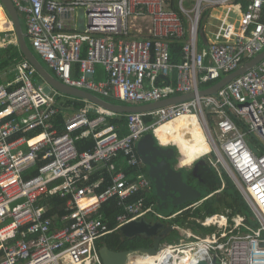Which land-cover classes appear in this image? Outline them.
I'll use <instances>...</instances> for the list:
<instances>
[{
  "label": "built area",
  "instance_id": "built-area-1",
  "mask_svg": "<svg viewBox=\"0 0 264 264\" xmlns=\"http://www.w3.org/2000/svg\"><path fill=\"white\" fill-rule=\"evenodd\" d=\"M11 2L33 51L62 83L125 105L154 104L190 93L196 97L126 114L124 136H119L118 126L107 123L114 114L104 110L94 118L87 110L75 111L59 133L58 96L43 92L27 60L18 62L14 81L0 84V264H102L96 242L106 235L141 218L169 223L197 208L201 201L160 217L146 200L151 184L136 147L152 134L160 146H175L180 152L177 143L163 144L156 132L166 123L193 116L210 150L182 167L205 159L222 183L230 179L257 228L243 215L231 218L229 211L202 219L188 216L186 222L197 225H172L187 239L159 248L149 257L151 264H184L187 259L188 264H264V58L215 96H198L201 85L217 83L264 52V0H178L177 11L169 0ZM218 10L224 14L215 18ZM206 13L219 21L211 35L200 28ZM173 41L182 43V60L175 65L170 62ZM8 44L0 39V47ZM76 64L80 76L74 78ZM96 66L104 69L105 80L94 79ZM172 71L174 86L157 84ZM87 137L93 138L94 148L78 153L76 142ZM118 159L126 168L116 164ZM39 162L37 175L27 176ZM56 196H70L60 226L49 215ZM112 199L119 213L111 229L99 212ZM209 228L213 230L200 233Z\"/></svg>",
  "mask_w": 264,
  "mask_h": 264
},
{
  "label": "water",
  "instance_id": "water-1",
  "mask_svg": "<svg viewBox=\"0 0 264 264\" xmlns=\"http://www.w3.org/2000/svg\"><path fill=\"white\" fill-rule=\"evenodd\" d=\"M2 9L7 14L9 22L12 26V32L16 39V45L19 48L23 58L27 60L36 70L37 75L43 82V92L45 94L54 93L58 99L63 96L74 100L84 101L89 103L94 108H90L94 112L104 110L114 115H126L130 113H145L156 109H160L169 105H174L189 101L196 97V94L190 93L186 95L176 96L168 100H163L154 104L148 105H125L113 104L89 92L70 87L56 77H54L35 56L27 44V35L22 28L19 15L13 6L11 0H0ZM78 15H82V10H79ZM83 20L79 19V31H83ZM202 40L206 43L203 35L200 34ZM264 58V52L252 59L250 62L241 66L237 71L223 77L211 87L200 90L199 97L215 96L216 93L231 82L233 79L245 74L247 70L254 67ZM65 102V101H62ZM137 153L140 161L148 169V177L156 189V200L158 208L166 209L170 206H181L186 203L197 201L201 196L200 193L183 182L182 175L179 171L173 169L169 163L172 160L174 151L164 149L160 146L155 137L151 134L143 136L137 143ZM173 231L172 225H167L162 220H154L153 223L146 221V218H141L137 221H132L123 225L119 232L127 238L142 237L152 242L151 247L141 248L136 251L116 252L108 249L106 244H102L98 249V254L102 264H123V258L134 252H146L149 255H155L159 249L161 241ZM198 264H210L208 261L201 260Z\"/></svg>",
  "mask_w": 264,
  "mask_h": 264
},
{
  "label": "trees",
  "instance_id": "trees-1",
  "mask_svg": "<svg viewBox=\"0 0 264 264\" xmlns=\"http://www.w3.org/2000/svg\"><path fill=\"white\" fill-rule=\"evenodd\" d=\"M177 1L178 0H169L170 7L175 11H177V6H176ZM6 16H7V14H6ZM1 22L4 24L5 19L4 20L1 19L0 24H1ZM22 28L25 31L23 26H22ZM200 28H202V24L200 25ZM0 36H4V35L1 34ZM26 41L28 44L29 40L27 39ZM28 46L30 47L29 44H28ZM181 46H182V43L180 41H173L170 43V62L174 65L180 63L182 60L181 51H180ZM84 55H85V53L82 54V57ZM22 59H23V56H22L21 52L19 51V48L17 45L9 44V45H5L3 48H0V75H1V73L8 71L9 69L14 70V67ZM41 63L49 72L51 71V70H49V68L47 66H45V63L42 60H41ZM51 72H52L51 74L54 77H56L55 73L53 71H51ZM13 73H14V71H13ZM79 76H80L79 65L76 64L73 67V77L76 78ZM11 78H12V76H11ZM37 78H39L38 75H37ZM162 81H164V82H162ZM175 81H176V75H175V72L172 71L168 77H166L164 79L160 78L157 84L161 85V86H174ZM1 83H2V81L0 78V84ZM214 83L215 82L203 84V85H201V89H207V88L211 87L212 85H214ZM104 100H106L110 103H113V104H123L121 101L114 100V99H104ZM59 101H60V99H59ZM66 103L69 107H71L73 109L74 112L85 110L86 105H88V103H86L84 101H79V100H67ZM87 114L90 118H94L97 116V114L93 111H91V112L88 111ZM63 115L64 114H63V111L61 109L59 115L57 116V121H56V128L58 129L59 133H62L63 129H64L63 125H64L65 120H64ZM107 123L118 126L119 136H124L127 134L126 115L109 116V117H107ZM175 128H173V126L168 125V126L164 127L163 129H165L166 131L170 130V132L172 134H169V133L168 134L171 136V135H177ZM81 133L82 132L80 130L76 133V135H80ZM34 135H35V133H31L30 137H32ZM94 146H95V142H94L92 137L82 138L76 142V147H77L78 153L90 151L94 148ZM40 165H42V162H39L37 164V166L34 169L30 170V172L27 173L26 175L27 176L37 175V167H39ZM192 167H194V169L197 172L194 171V169ZM202 167L205 168L206 171L208 168L211 170L208 173L206 171L203 174L201 173L200 179L197 180L198 181L197 182L198 187L203 188L205 194L202 195L197 201L192 202V203H197L201 199L207 198L211 194L213 195L215 192L220 191L221 187H222V182H221L220 178L217 176L215 171L211 168V166L207 163V161L205 159H200V160L196 161L190 167L191 169L188 171H192L193 173L194 172L200 173ZM189 178H190V176H189ZM97 179H98V177H93L92 181H96ZM224 185H225V187L222 189L221 192H219L218 194H215V195L211 196L210 198L206 199L194 210L186 212L184 217L181 216V217L173 219L171 221V224L181 226L182 225V219L184 221H186V217H188V216L192 217L194 219L204 218V217L211 216V215L217 214L219 212H222V211H224V209L230 210L231 213L229 216L231 218H235L236 216L242 215V214H245V216H246V212L249 209L247 208V204L241 198V195L239 194L238 190L235 188L233 183L228 178L225 179ZM104 187H105V185L101 187V190L104 189ZM69 198H70V196H67L64 198L56 196V197L52 198V200L50 202L51 205H53V208L49 212V215H54L56 217V222H57L58 226H60L59 219L63 215L66 214L65 207H66V203L69 200ZM150 198H151L150 199L151 202L157 204L156 195L153 194V196H151ZM135 199H136V197L131 199V201H134ZM192 203H186V204H183L181 206H174V207L177 208L178 211H181L182 209L186 208L187 206H189ZM178 211H176V212H178ZM117 213H119V207H117L116 201L114 199H112L103 205V208H102L101 212H99V215H102L103 220L106 221L109 224V227L112 229L115 226V223L113 222V220H114L113 216L116 215ZM172 214H174V213H172ZM192 224H194V222H192ZM138 243H143L145 246L144 247H138L137 246ZM102 244H106L108 249L111 251L122 252V251H129V250L136 251L139 248L140 249L141 248L147 249V248L151 247L152 242L149 240H146L142 237H135V238L129 240V239L123 237L120 233L113 232V233L106 235L105 237H103L102 239H100L99 241L96 242L97 249H99Z\"/></svg>",
  "mask_w": 264,
  "mask_h": 264
},
{
  "label": "rangeland",
  "instance_id": "rangeland-1",
  "mask_svg": "<svg viewBox=\"0 0 264 264\" xmlns=\"http://www.w3.org/2000/svg\"><path fill=\"white\" fill-rule=\"evenodd\" d=\"M184 7L187 10H192V4L190 2H185ZM3 13H4L6 19L9 21V18L6 16L5 12H3ZM221 14L223 15L224 12L221 11V10H218V11L213 13V16L216 18V17L220 16ZM231 17H232V15H231ZM201 24L203 26L201 29H203V31H205L208 35H211V32H213L215 27L219 25V21L216 20V19L213 20L211 18V14L206 13L204 15V17L202 18V23ZM22 26L25 29V25L23 23H22ZM2 29H3V27H2ZM4 34H5V36L0 37V39L4 38L6 40V42H10V44H15L16 45V39H15L14 33L12 31H6V32L3 33V35ZM28 44L30 45V49L32 50V52L40 60L39 56L33 51L32 47H31V43L29 41H28ZM0 48H2V47H0ZM40 62H41V60H40ZM13 71H12V69H9L8 72L1 73L2 80H4V81L8 80L9 77H10L9 72L12 73ZM50 73H52V72L50 71ZM36 79H37V81L40 80L39 78H36ZM67 98L68 97L63 96L62 98H60V101H64ZM71 110H73V109H71ZM173 128H175V127L173 126ZM175 130H176L177 137L181 136L180 128L176 127ZM156 133H157L158 138L161 140V142L163 144L168 143L167 140H166V135H168V130L167 131L165 129L160 130V128H158ZM171 148H173L175 150V152H177V148L175 146H171ZM171 161H172V167L176 169V159H172ZM187 170L188 169H180V172L182 173V175L184 176L185 179H187V177H186L187 176ZM225 179H227V178H225ZM196 190L200 193V196L205 194L204 189L201 188V187H198V185H197ZM152 192H153L154 195H157L155 187L153 188ZM152 207H153L154 211L160 217H166V216H169L172 213H175L176 211H178L177 208H175L174 206L171 207L170 205L166 209H160V208H158L157 204L153 203ZM246 217H247V221H248L249 226H251L252 228H257V222L250 215V212L249 213H248V211L246 212ZM152 218L155 219L154 217H152ZM147 219H150V218H147ZM186 226H190L191 227L192 226V222H186V221H184L182 219V227H186ZM212 230H213V228L204 229V230H200V233L201 234H206V233H208L209 231H212ZM192 231L194 233H196V234H199V232L197 230H192ZM182 239H187V237L182 233V230L173 229V231L166 238H164L161 241L160 245L165 246V245H168V244H173V243H176L178 241H181ZM137 246L138 247H144L145 245L143 243H138ZM129 251H131V250H129Z\"/></svg>",
  "mask_w": 264,
  "mask_h": 264
},
{
  "label": "bare ground",
  "instance_id": "bare-ground-1",
  "mask_svg": "<svg viewBox=\"0 0 264 264\" xmlns=\"http://www.w3.org/2000/svg\"><path fill=\"white\" fill-rule=\"evenodd\" d=\"M0 19L4 20L5 23L0 26V33H4L6 31H12L11 23L6 19L2 9L0 8ZM213 27V26H212ZM175 126L180 128L181 136L177 135H168V142H174L179 145L180 152L182 154V159L187 158L184 160V163L189 164L198 159L203 154L209 152L210 147L207 142V139L202 131L198 119L196 116L193 117H184L177 119L175 121L166 123L160 127L162 130L166 126ZM169 134H172L170 130H168ZM188 135L190 141L186 140L183 136ZM190 159L191 161H189ZM181 162V161H180ZM183 165V164H181ZM188 166V165H183ZM149 253L146 252H135L123 258V264H151L152 259H149ZM183 261H179L178 264H182ZM189 259L184 261V264H188Z\"/></svg>",
  "mask_w": 264,
  "mask_h": 264
},
{
  "label": "crops",
  "instance_id": "crops-1",
  "mask_svg": "<svg viewBox=\"0 0 264 264\" xmlns=\"http://www.w3.org/2000/svg\"><path fill=\"white\" fill-rule=\"evenodd\" d=\"M2 22H1V24H0V26L1 27H3L2 26ZM1 34H3V33H1ZM0 34V35H1ZM4 36H5V34H4ZM0 37H2V36H0ZM207 40V39H206ZM45 66H47L46 64H45ZM48 67V66H47ZM49 70H51V69H49ZM12 71H13V69H12ZM52 71V70H51ZM5 72H8V71H5ZM4 73V72H3ZM9 74H10V77H9V79L8 80H6V81H4V80H2V77H1V75H0V78H1V81H2V83L1 84H4V85H7V84H9L10 82H12V81H14V79H15V77H14V73L12 72V73H10L9 72ZM11 76H12V78H11ZM39 77V76H38ZM36 78H37V75H36ZM40 78V77H39ZM94 79L96 80V81H103V80H105L106 79V74H105V72H104V69L101 67V66H96L95 67V74H94ZM36 81H37V79H36ZM39 84H41L42 86H43V82H42V80L40 79V80H38L37 81ZM67 100H74V99H72V98H67V99H65L64 101L65 102H62V101H60V105L62 106L61 107V109H62V111H63V116H64V120L68 117V116H70L74 111L73 110H71L72 108L71 107H69L68 105H67ZM92 107V105H90L89 103H88V105H86V109L85 110H87V111H93V110H90V108ZM93 108V107H92ZM60 109V110H61ZM94 109V108H93ZM94 112V111H93ZM96 113V112H95ZM97 114V113H96ZM173 126V125H172ZM175 127V126H174ZM168 135H166V140H167V142H168ZM116 164L119 166V167H121V168H126L125 166H124V164H123V159H118L117 161H116ZM212 168V167H211ZM213 169V168H212ZM102 174L103 173H100L99 175H97V176H95V177H98V179L102 176ZM104 176L106 177V179L109 177V176H107V174H104ZM221 180V179H220ZM107 181H108V179H107ZM222 185H224V183H222ZM224 187H225V185H224ZM224 187H221V190L220 191H218V192H215L214 194H216V193H219V192H221L222 191V188H224ZM240 194V193H239ZM153 196V192H152V190L150 189V191H148L147 193H146V200H147V202L150 204H153V202H151L150 201V197L151 196ZM212 196V194L211 195H209L207 198H203V199H201L200 201L201 202H203V201H205L206 199H208V198H210ZM241 198H242V196H241ZM243 199V198H242ZM199 201V202H200ZM243 201H244V199H243ZM245 202V201H244ZM246 203V202H245ZM247 208H248V206H247ZM226 211H229L230 212V210L229 209H224V211H222V212H219V213H217V214H221V213H225ZM179 212V211H178ZM250 211L248 210V213H249ZM177 213V212H176ZM231 213V212H230ZM229 213V214H230ZM175 214V213H174ZM251 214V213H250ZM243 216H245L244 214H242ZM252 215V214H251ZM170 216V215H169ZM182 216V215H181ZM181 216H179V217H181ZM167 217V216H166ZM246 217V216H245ZM252 217H253V215H252ZM149 218H151V219H153L152 217H149ZM192 218V217H191ZM254 218V217H253ZM198 219H202V218H198ZM246 219H247V217H246ZM156 220V219H155ZM166 225H167V222H164ZM168 224H170V225H173V224H171V222H169ZM194 224L195 225H197L196 224V221H194ZM178 226H180V225H178ZM181 227H182V225H181ZM177 230V229H176ZM182 230V229H181ZM194 230H196V228L194 229ZM118 233H120V232H118ZM150 241V240H149ZM179 242V241H178ZM178 242H176V243H178ZM173 244H175V243H173ZM168 245H172V244H168ZM161 247H163V246H159V248H161ZM2 258V253L0 252V259Z\"/></svg>",
  "mask_w": 264,
  "mask_h": 264
},
{
  "label": "flooded vegetation",
  "instance_id": "flooded-vegetation-1",
  "mask_svg": "<svg viewBox=\"0 0 264 264\" xmlns=\"http://www.w3.org/2000/svg\"><path fill=\"white\" fill-rule=\"evenodd\" d=\"M3 12H4V10H3ZM163 148L164 149H170L171 146H169V147H163ZM171 149L174 151V155H173V158L172 159H176V169L172 167V161L170 160L169 163H170L171 167L173 169L179 171V172H180V169H188V170H190L191 168H189V167H182V165H181V164H183V165H189V164L184 163V160H187V158H183L182 159V154L178 151V149H177V152H175V150L173 148H171ZM188 160L191 161L190 159H188ZM180 161H182V162H180ZM192 168L194 169V167H192ZM188 170H187V176H186L187 179H185L184 176L182 175V173L180 172L181 175H182L183 182L186 183L187 185L191 186L192 188L196 189L197 188V182H198L197 180L200 179V177H201L200 174L201 173L203 174L206 171V169L202 167L200 173H195V172L193 173L192 171H188ZM144 171H145L146 175L148 176V169L145 166H144ZM194 171H196V170L194 169ZM209 171H211V170L208 168L206 172L208 173ZM189 176H190V178H189ZM150 184H151V182H150ZM154 187L155 186H153L151 184L150 189L153 190ZM216 194H218V193H216ZM213 195H215V194H213ZM156 202H157V200H156ZM146 221L149 222V223H153L154 222V220L151 219V218L150 219H147L146 218Z\"/></svg>",
  "mask_w": 264,
  "mask_h": 264
},
{
  "label": "clouds",
  "instance_id": "clouds-1",
  "mask_svg": "<svg viewBox=\"0 0 264 264\" xmlns=\"http://www.w3.org/2000/svg\"><path fill=\"white\" fill-rule=\"evenodd\" d=\"M197 161H198V160H197ZM190 167H191V166H190ZM190 167H189V168H190ZM221 182H222V181H221ZM222 189H223V188H222Z\"/></svg>",
  "mask_w": 264,
  "mask_h": 264
}]
</instances>
